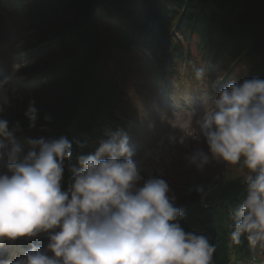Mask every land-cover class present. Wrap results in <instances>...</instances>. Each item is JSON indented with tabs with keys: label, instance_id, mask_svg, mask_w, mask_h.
Returning a JSON list of instances; mask_svg holds the SVG:
<instances>
[{
	"label": "clouds",
	"instance_id": "clouds-1",
	"mask_svg": "<svg viewBox=\"0 0 264 264\" xmlns=\"http://www.w3.org/2000/svg\"><path fill=\"white\" fill-rule=\"evenodd\" d=\"M204 75L196 70L198 78ZM7 80L0 81V165L6 169L0 173V248L41 234L48 243L14 260L0 256V264H211L214 245L180 226L183 212L166 180L150 176L140 185L145 167L125 134L108 133L94 153L79 156L64 190L72 143L65 136L30 138L25 152L15 138L19 124L10 129L2 116ZM25 116L35 127L34 101ZM197 123L208 151L193 152L189 164L203 170L212 157L242 162L245 194L230 209V238L239 244L246 236L264 249V79L232 82L208 96ZM196 191L204 193L202 186Z\"/></svg>",
	"mask_w": 264,
	"mask_h": 264
},
{
	"label": "trees",
	"instance_id": "trees-1",
	"mask_svg": "<svg viewBox=\"0 0 264 264\" xmlns=\"http://www.w3.org/2000/svg\"><path fill=\"white\" fill-rule=\"evenodd\" d=\"M27 1L17 0L19 4ZM54 2L58 9L52 29L35 20L32 9L25 16L32 31L27 47L36 49L40 57L29 71L49 81L35 106V127L49 130L39 135L46 139L65 132L76 153L84 150L82 137L93 136L104 121L113 119L116 109L133 93L129 61L133 49L148 50L159 68L170 74L180 63L196 71L201 62H208L237 74L240 81L264 79V0ZM62 34L69 48L77 49L75 54H55L54 39L60 42ZM25 113L15 123L27 126ZM223 162L220 172L193 174L169 194L174 205L183 207L184 231L205 235L214 245L211 264H227L228 245L246 260L254 254L246 236L239 244L230 238L229 212L244 197L247 169L242 162ZM228 167L234 173L226 171ZM201 186L204 193L198 194L196 188Z\"/></svg>",
	"mask_w": 264,
	"mask_h": 264
},
{
	"label": "rangeland",
	"instance_id": "rangeland-1",
	"mask_svg": "<svg viewBox=\"0 0 264 264\" xmlns=\"http://www.w3.org/2000/svg\"><path fill=\"white\" fill-rule=\"evenodd\" d=\"M10 9L7 5L0 0V39L4 42H7L4 46L1 47L0 53V72L4 73L8 71V67L12 64L13 56L21 58V63H26L31 61V54L25 52L21 45L18 44V47H15L17 43L16 38V30L13 28V19ZM14 44V45H13ZM135 60L137 62L136 66L133 68L134 72H137L135 77L137 78L138 88L137 85L134 89H136L141 96H143L142 100H137V111L134 113L135 116L142 117L146 120V129L149 128L150 122V115L155 114V123L158 126V129L155 131V135L161 137V135H170V139L166 142V148L164 147L161 155L158 156L157 159H150L149 162L146 161L144 164L145 171L142 172V179L140 181V185L143 184L144 180L152 176L153 173L156 172V176H159L166 180L169 185L170 194L179 188L182 185H185L190 179L193 177V174H204L205 172H220L223 170V161L218 157H212L207 165L203 168V170H198L196 167L191 166L187 160V157L191 155L196 150H203L205 152L208 151L207 145L204 142L203 138L199 136V129H198V120L200 118V110L193 109L191 112H181V113H172L170 111H166L165 109H161L160 107H155L153 113H150L147 106L144 105L146 102L147 96L154 95L153 94V84L151 83V79L148 76L149 71H144L143 75H140L141 66H144L143 58L139 55L135 56ZM143 72V70H142ZM146 72V73H145ZM142 74V73H141ZM221 78V77H220ZM219 78V79H220ZM170 86V85H168ZM158 87V85H157ZM180 87V86H179ZM174 88L175 90V97L179 99H183L184 97L190 96V99H194L195 92L194 88L187 89V88ZM136 91V93H137ZM202 98L206 99L207 101V93H202ZM139 99V98H138ZM160 96H154V98H148V105L150 106L152 101L153 104L158 103L160 100ZM189 101V104L192 103ZM10 104H6L4 106V112L10 107ZM162 116H165L166 119H163ZM170 126L173 127L170 130ZM131 131V130H130ZM147 134L142 137V135H136L137 144H141L142 142L147 143L146 148L155 147V140L149 134L148 130ZM223 168V169H222ZM233 169V168H232ZM232 171L229 167L226 171Z\"/></svg>",
	"mask_w": 264,
	"mask_h": 264
},
{
	"label": "bare ground",
	"instance_id": "bare-ground-1",
	"mask_svg": "<svg viewBox=\"0 0 264 264\" xmlns=\"http://www.w3.org/2000/svg\"><path fill=\"white\" fill-rule=\"evenodd\" d=\"M8 3L14 6H20L24 10V15L27 17L28 14H30L31 9L34 11L35 15V20H38L39 22H45L43 27H45L47 24L48 26L52 29L54 27V22L55 18L57 17V9L58 6L55 4L54 0H28L26 4L20 5L17 0H7ZM28 13V14H26ZM42 17V18H41ZM51 18V19H48ZM42 27V26H40ZM44 31L48 30L46 28H43ZM49 31V30H48ZM66 37L64 34L61 35L60 37V42L59 39L55 38L54 41L56 43L54 51L55 54H61L64 55H73L76 52V48H69L67 41L65 40ZM62 46V47H61ZM103 84L106 83L105 80L102 81ZM104 88V85H102ZM104 90H106L104 88Z\"/></svg>",
	"mask_w": 264,
	"mask_h": 264
}]
</instances>
